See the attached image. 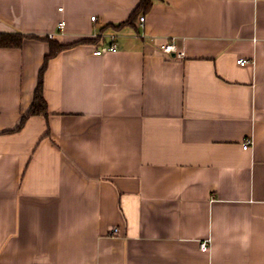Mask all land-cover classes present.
<instances>
[{
  "label": "crops",
  "instance_id": "1",
  "mask_svg": "<svg viewBox=\"0 0 264 264\" xmlns=\"http://www.w3.org/2000/svg\"><path fill=\"white\" fill-rule=\"evenodd\" d=\"M140 1L0 0V264H264V0Z\"/></svg>",
  "mask_w": 264,
  "mask_h": 264
},
{
  "label": "trees",
  "instance_id": "2",
  "mask_svg": "<svg viewBox=\"0 0 264 264\" xmlns=\"http://www.w3.org/2000/svg\"><path fill=\"white\" fill-rule=\"evenodd\" d=\"M161 0H141L137 8L133 11L130 18L118 25L116 28H122L124 26L130 25L134 26L136 20L142 15L149 12L154 3ZM24 37L22 35H1L0 36V46H12L20 47L22 45ZM49 44V52L44 59V64L40 69L38 76V84L34 94V100L30 109L23 115L20 124L14 129V131H19L23 128L25 123L32 117L42 116L46 119L49 118L50 112L49 107L44 97V84H45V73L48 69L49 63L52 59L58 56L61 52L68 50L77 44L89 42L91 40H84L74 44H61L57 41L50 40L49 38H44ZM11 132V131H10Z\"/></svg>",
  "mask_w": 264,
  "mask_h": 264
},
{
  "label": "built area",
  "instance_id": "3",
  "mask_svg": "<svg viewBox=\"0 0 264 264\" xmlns=\"http://www.w3.org/2000/svg\"><path fill=\"white\" fill-rule=\"evenodd\" d=\"M93 20H95V17H93ZM144 20H145V18H141V19H140L141 22H144ZM61 26H63V24H61ZM161 49H162V51H163L165 54H167V55H169V56L172 55V54H176V55H178L179 57L181 56L180 53L178 54L177 47H176V45L173 44V43H167V44H165V45H162ZM108 51H116V45L105 46V47H103L102 49L96 51V54H97V55H101V54L106 53V52H108ZM248 62H249V61L246 60V59H240V60L238 61V64H239V65H242V66H245L246 64H248ZM251 143H252L251 140H246L245 143L243 144V149H245V150L249 149L250 146H251ZM114 233H118V229H114ZM202 247L205 249V248L207 247V245H206V244H203Z\"/></svg>",
  "mask_w": 264,
  "mask_h": 264
}]
</instances>
